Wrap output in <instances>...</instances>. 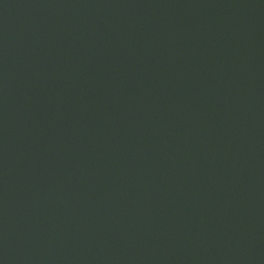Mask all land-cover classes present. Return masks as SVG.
I'll return each instance as SVG.
<instances>
[{"label":"water","instance_id":"obj_1","mask_svg":"<svg viewBox=\"0 0 264 264\" xmlns=\"http://www.w3.org/2000/svg\"><path fill=\"white\" fill-rule=\"evenodd\" d=\"M0 264H264V0H0Z\"/></svg>","mask_w":264,"mask_h":264}]
</instances>
